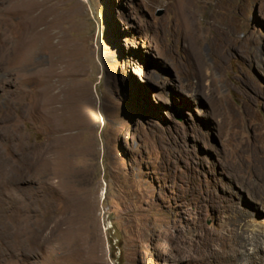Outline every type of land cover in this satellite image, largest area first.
I'll return each instance as SVG.
<instances>
[{
	"label": "rangeland",
	"instance_id": "rangeland-1",
	"mask_svg": "<svg viewBox=\"0 0 264 264\" xmlns=\"http://www.w3.org/2000/svg\"><path fill=\"white\" fill-rule=\"evenodd\" d=\"M260 140L264 0H0V264H199L212 182L264 234Z\"/></svg>",
	"mask_w": 264,
	"mask_h": 264
},
{
	"label": "bare ground",
	"instance_id": "bare-ground-1",
	"mask_svg": "<svg viewBox=\"0 0 264 264\" xmlns=\"http://www.w3.org/2000/svg\"><path fill=\"white\" fill-rule=\"evenodd\" d=\"M263 146L264 141L260 140L258 144L254 145L255 152L252 154L253 156L248 157L250 159L259 158ZM241 158L240 156L238 159ZM218 187L220 188L218 184L213 182L204 184L202 192L197 193V197L206 209L219 214L230 215L232 221L225 226L221 234L215 235L204 230L200 232L199 247L196 248L198 260L195 258L194 261L199 264H264V234L254 231L250 238L245 232L239 230L242 218L251 216L253 214L251 211L252 206L255 205L241 206L231 190L227 188L222 193H217L215 189ZM254 201L256 204L257 199ZM254 208L260 210L256 206ZM246 226L247 229L249 225L246 224ZM191 242L188 245L189 248L192 247ZM250 245L253 247H250Z\"/></svg>",
	"mask_w": 264,
	"mask_h": 264
}]
</instances>
